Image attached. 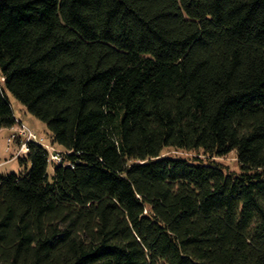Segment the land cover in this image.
Masks as SVG:
<instances>
[{"label":"trees","instance_id":"1","mask_svg":"<svg viewBox=\"0 0 264 264\" xmlns=\"http://www.w3.org/2000/svg\"><path fill=\"white\" fill-rule=\"evenodd\" d=\"M11 95L0 264H264V0H0Z\"/></svg>","mask_w":264,"mask_h":264},{"label":"rangeland","instance_id":"2","mask_svg":"<svg viewBox=\"0 0 264 264\" xmlns=\"http://www.w3.org/2000/svg\"><path fill=\"white\" fill-rule=\"evenodd\" d=\"M11 102L15 109V115L17 119L24 120L36 133H39L40 136H43L45 141L50 137L51 132H49L46 124L41 120L37 119L31 115L25 105H22L17 98L11 95ZM12 133V130L9 128L0 129V174H11V172L24 173L28 165H23L19 157L15 156L18 153V144L16 141H11L9 143L8 138ZM48 143V142H47ZM57 147V146H55ZM193 157L195 153L189 151H177L174 149L168 150L167 154ZM22 156V155H21ZM219 162L231 170L239 171L237 155L234 151L226 154L224 157L216 158ZM30 167V164L29 166ZM54 166L52 164L49 167V173H53Z\"/></svg>","mask_w":264,"mask_h":264},{"label":"built area","instance_id":"3","mask_svg":"<svg viewBox=\"0 0 264 264\" xmlns=\"http://www.w3.org/2000/svg\"><path fill=\"white\" fill-rule=\"evenodd\" d=\"M17 124L11 127L12 135L8 138L9 143L11 141H16L18 144V153L15 156L23 154L30 150L29 146L31 142L40 143L41 145L47 147L49 151V159L51 161H56L58 163L63 162L62 151L52 145L50 142H46L43 136H40L39 133H36L24 120L17 119Z\"/></svg>","mask_w":264,"mask_h":264}]
</instances>
